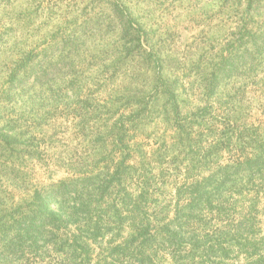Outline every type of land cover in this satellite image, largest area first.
<instances>
[{"label": "trees", "instance_id": "trees-1", "mask_svg": "<svg viewBox=\"0 0 264 264\" xmlns=\"http://www.w3.org/2000/svg\"><path fill=\"white\" fill-rule=\"evenodd\" d=\"M23 1L0 23V264H264V0H212L209 23L194 8L181 54L148 21L156 0ZM130 69L106 129L51 145L89 76Z\"/></svg>", "mask_w": 264, "mask_h": 264}, {"label": "rangeland", "instance_id": "rangeland-1", "mask_svg": "<svg viewBox=\"0 0 264 264\" xmlns=\"http://www.w3.org/2000/svg\"><path fill=\"white\" fill-rule=\"evenodd\" d=\"M24 4H27V2L23 0H12L10 4L1 6L0 23H5L6 27H10L9 23H11L12 21L15 22L17 21V19H23V12L26 11L27 6ZM145 6L146 3H144V7ZM197 7L204 8L201 13L205 14H200L199 17L200 19H205L209 23L211 21L210 17L212 11L215 9V6L212 5V0H177L173 5H168V3H162L156 0L151 3V5L149 4L150 10L147 11L148 21L154 24L153 28L156 29L157 33L161 35L164 40H166L167 48L165 49V54L166 51H175L181 54L188 45H192V43L195 42L194 40L196 36H200L201 29L204 27L201 25L202 23L193 24L187 22V20L193 18V16H191L192 11ZM48 14L50 13L40 9L37 14L32 16V20H34L38 24L41 20H44V18ZM178 15H181V17H179L180 19H174L175 17H178ZM51 16H53L52 19H64L63 11L57 12V8L53 10ZM177 22L179 24V27L176 30L171 26L175 25ZM15 26H17V24H15ZM51 27H53V25H51ZM206 27L208 29V24ZM2 29L3 28L1 26L0 30ZM170 30L172 31L171 34L167 35L166 33H169ZM209 32L214 34L216 30L214 28H209ZM43 33L44 32L38 34L36 38L38 39L40 36H42ZM30 34L31 33L28 29L24 31V36H30ZM15 35L16 34L10 35L9 38L11 39V43L14 41ZM194 47L195 44H193L192 48H190L189 50L193 51ZM11 53L12 48L9 47V45H4L0 49V88L2 87L6 79L4 63L10 61ZM180 54H176L175 57H179ZM190 58L194 57L190 56ZM131 71L132 70L130 69L127 70L126 73L119 74L114 78V81L104 86H102V83L99 80V78L101 77L100 73L98 75H94V77L89 76V78L83 82L85 88L80 96V98L84 97L85 100L78 104H72L70 107L72 110L69 109L68 112L67 110H65L63 116L56 117L57 121L54 120L50 123L53 124L56 121L54 125H45L43 133L47 137H52V141H50L51 145L55 146L58 136L60 138H64V140H62V143L60 144L62 146V149L65 148L63 146L64 143H67L70 146H75L81 135H87L91 132H97L99 130L106 129L105 125L109 122H107V119L109 117L118 116L116 106L112 104L117 100V97L119 95L124 93V91L130 89V87L132 86V84L130 83L131 80L129 78ZM193 79L194 77H189L187 79V82L192 81ZM125 93L127 94V92ZM65 108L68 109V106L66 105ZM157 126L161 133H163L167 128V126L162 122H158V125H156V127ZM154 127L155 125L150 129ZM50 147V149L52 150V146ZM64 175L65 172L62 171L54 175V177L57 179Z\"/></svg>", "mask_w": 264, "mask_h": 264}]
</instances>
